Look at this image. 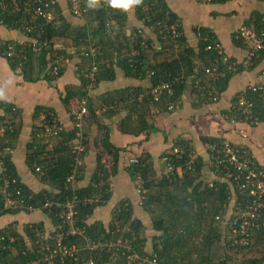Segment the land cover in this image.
Listing matches in <instances>:
<instances>
[{"label":"trees","instance_id":"obj_1","mask_svg":"<svg viewBox=\"0 0 264 264\" xmlns=\"http://www.w3.org/2000/svg\"><path fill=\"white\" fill-rule=\"evenodd\" d=\"M83 4L86 5V0H83ZM101 4L99 9L87 8L83 15L86 22L72 27L63 22L65 18L59 14V6L55 0H0V25L15 29L26 38L20 41L0 40V56L5 58L11 70L24 81L43 80L55 88L69 59L74 63L78 84L68 85L60 91V101L68 110L70 100H77L80 104L78 110H86L85 118L80 121L70 112V129L63 128L59 122L58 133L49 135L44 131L52 119L49 113L55 118L57 115L52 107L36 109L30 137L25 143L24 156L28 174L40 185L39 189H33L21 179L11 158V149L21 128V116L12 101L0 100V161L4 165V170L0 172V217L31 213L24 207L30 205L48 220L46 224L41 220L26 224L22 230H18L13 223L0 228V264H88L89 261L92 264H264V216L255 221L247 244L234 243V235L229 228L232 217L243 212L246 204H251L257 198V193L250 194L248 187H241L245 181L243 176L239 180H227L220 175L211 185L206 183L201 179L200 156H197L189 169L184 166L187 165L191 151L187 143L174 146L179 149L180 157L170 155L175 166H181L182 170H175L169 176L163 175L156 182L151 179L153 171L148 153L134 156L137 162H129L127 166L130 177L140 182L141 207L148 214L151 223L149 235L146 234L147 226L133 216L132 205L125 201L114 206L107 226L100 220L88 221L94 209L110 196L108 177L116 173L118 159L116 152L106 146L105 138L100 140L98 137L96 145L98 143L114 160L108 166L98 154L89 183L84 187L76 186V182L83 178L82 161L89 149V139L83 131V124L88 118L97 117L94 109H91L90 96L98 83L111 80L115 68L133 79L148 77L149 86L171 80L175 76L185 80L193 75L194 81L175 84L172 95L163 94L157 101L148 93L149 86L144 88L146 91L130 87L118 92V98L112 99V102L117 103L120 100L131 101L130 104L126 101L123 109L128 104L130 110L154 107L155 111L160 112L166 111L168 104L180 98L188 87L189 92L199 99L196 101H200L195 81L203 89H211L220 94L228 79L235 73L225 69L221 55L216 50L206 49L207 45L218 40L211 31L203 27L195 28V35L197 30L201 34L200 37L196 36V47L187 44L175 13L170 11L164 0H142L140 5L135 6L134 18L141 26H133L129 33L124 28L127 14L105 5L104 1ZM37 5L43 13L50 14V18L36 14L34 8ZM244 24L253 25L256 30H260L264 27V18L260 12L253 11ZM172 26L180 36L163 38L162 32L170 31ZM145 27L152 28L156 39L145 36ZM204 35L208 37L206 40L203 39ZM57 38L64 42L69 40L67 44L64 43L65 47L73 46L74 53L67 52L64 47L54 48V43L59 41ZM233 40L242 45L241 40ZM90 44L97 48L95 57L85 54ZM133 50H139V55L131 56ZM263 54L264 49L252 59L249 67H254ZM134 60L137 63L133 69ZM214 63L218 69H222L223 75L209 77L205 73V68ZM93 65L95 70L89 76ZM54 67L56 72H53ZM141 92L144 94L138 100L137 96ZM239 93L233 97L232 105H236ZM245 96L253 103L255 118L264 120V93L247 90ZM201 99L207 100L205 97ZM116 106L117 104L109 109H115ZM42 115L45 117L42 118ZM76 123L81 126L77 127ZM205 139L206 142L222 141L218 138ZM77 143L83 146L84 154L80 155V164L73 166L76 160L72 151ZM173 148L165 154H170ZM240 151L239 159L246 161L250 169L255 172L264 170L255 162L250 151L244 148ZM208 156L210 165L209 153ZM210 168L218 176L214 162ZM71 175L73 183L67 181ZM5 181L8 183L9 196L19 203L17 207L3 206L1 190ZM74 198L73 227L78 232L67 234V226L62 222L60 213L65 211L63 204ZM46 202L51 206L44 207ZM58 233L63 234L61 244L73 249L71 256L64 254L60 248L50 256V252L41 247V244L47 243L53 248ZM88 238L94 242L115 243L120 240V243L116 249L89 250L86 248Z\"/></svg>","mask_w":264,"mask_h":264},{"label":"crops","instance_id":"obj_2","mask_svg":"<svg viewBox=\"0 0 264 264\" xmlns=\"http://www.w3.org/2000/svg\"><path fill=\"white\" fill-rule=\"evenodd\" d=\"M55 1L59 6V14L65 18L63 22L69 23L72 27L80 26L86 22L83 17L76 18L70 15L65 0ZM164 3L170 11L175 13L189 46L196 47L197 37L194 29L203 27L216 36L226 55L240 60L245 55V48L233 40L238 27L246 23L253 11L260 12L264 18V0H226L224 2L164 0ZM101 5L100 3L97 9ZM105 5L107 4L105 3ZM121 11L127 14V22L124 27L126 33H129L133 26H141L134 18L133 8ZM151 29L145 27L144 34L146 37L152 36L153 39H156ZM25 39L24 34L19 31L0 25L1 41ZM58 40L54 43V48L64 47L68 50L67 52L74 53L73 46L65 47L69 40L65 42L61 39ZM67 61L66 69L57 81V88H55L43 80L24 81L22 77L17 76L11 70L5 58L0 56V100L12 101L21 116V128L15 139V145L11 149V158L21 179L33 189H39L40 185L28 174L24 156L25 143L30 137L31 125L34 121V112L38 107H52L58 122L62 124L61 126L70 129L72 125L70 112L78 110L80 106L78 104L77 108L73 109L72 103H77V100H70L67 110L60 101V91L68 85L78 84V76L73 69L74 63L69 59ZM72 61L74 62V60ZM149 84L148 77L140 80L133 79L118 68H115L114 77L111 80H103L98 83L97 88L92 92L93 95L90 96L91 109H94L97 117L96 119L88 118L89 120L87 119L83 124V131L87 133V139H89V149L82 161L84 163L83 178L76 182L77 187H84L89 183L96 167L98 154L101 155L102 161L103 155L108 157V166L112 164L114 159L112 160L110 154L108 155L100 145L98 146V143L97 145L95 143L98 137L100 140L104 137L107 141L106 146L117 154L116 173L108 177L109 191L111 192L109 198L94 209L88 221L100 220L107 226L114 206L125 201L132 205L133 216L139 218L143 225L147 226L146 234L148 235L151 233V223L148 214L141 207L142 196L138 191L140 182L137 179L133 180L127 170L130 159L134 156H139L142 153L150 155L153 171L151 179L153 178V182H156L163 176L165 168L161 157L177 144L187 143L191 150L202 158L201 179L209 184L219 176L215 175L210 168L204 142L207 140L206 137L218 138L234 144L239 149H247L255 162L264 168V120L229 122L226 119L233 97L238 92L250 85L264 87V54L254 67L238 68V71L228 79L216 102H209L201 98L197 102L196 100L199 99L189 92V87L184 89L176 110L159 112L151 107V109L136 111L132 109V111L127 106L131 101L126 100L128 104L125 109L122 106L126 101L112 102L113 98H118V92L122 90L130 87L144 89ZM144 91L146 90L144 89ZM116 104L115 109H109ZM40 220L45 224L48 222L47 218L38 211L8 214L0 217V228L13 223L18 230H22L26 224Z\"/></svg>","mask_w":264,"mask_h":264},{"label":"built area","instance_id":"obj_3","mask_svg":"<svg viewBox=\"0 0 264 264\" xmlns=\"http://www.w3.org/2000/svg\"><path fill=\"white\" fill-rule=\"evenodd\" d=\"M68 4V9L70 15L76 18H81L85 14L87 7L83 4V0H65ZM34 4V1H33ZM34 11L36 14L40 13L42 16H46L47 18H50V14H45L41 11V8L39 5H37L34 8ZM198 29V28H197ZM163 38H168L169 36H172L174 38H178L180 36V33L176 30L174 26L171 27L170 31H167L166 33L162 32ZM167 36V37H166ZM196 36L200 37V30H197ZM208 37L206 35L203 36V39L206 40ZM235 39L241 40L242 45L245 48V55L243 58L235 59L230 58L228 55H226L223 52V49L219 43L218 40L215 39L211 45H207L206 49L213 48L217 51L218 54L221 55V62L225 64V69L230 70L233 72H236L239 67L241 68H248L252 64V59L256 58L258 56V53L264 49V27L260 30H256V28L253 25H241L238 27L235 35ZM177 47V44L175 45ZM86 55L95 57L97 56V48L94 44H90L88 50L85 52ZM139 50H133L131 52V56H138ZM133 59L131 58V61ZM95 63V60L93 61ZM137 61L134 60L132 62L133 69L136 66ZM95 70V65H93L92 70L89 73V76H91L92 71ZM56 67L53 68V72H56ZM205 73L209 77H216L221 76L224 74L222 69L217 68V64L214 63L209 67L205 68ZM147 74L151 75L152 72H147ZM193 75H189L185 80L182 77L175 76L171 80L168 81H162L158 82L156 84H151L148 90V93L151 95L154 101H157L161 95H172L173 94V86L178 83H183L184 81H194ZM195 86L197 87V90L199 91L198 97H205L209 102H216L219 99V94L212 91L211 89H203V87L198 86L197 81H195ZM247 90L252 91H261L264 93V87L262 85H250L246 89H243L240 91L237 103L236 105H231L230 109L228 111V114L226 115V119L229 122H235L237 120H244L248 122H256L257 118H255L253 113V103L251 100L246 98L245 93ZM144 93H140L137 98L140 100L142 98V95ZM180 98L174 99L170 104H168L167 110H176L179 107ZM73 114L76 115L77 120H81L82 118H85L86 110L85 108H80L79 110L72 111ZM49 116L52 117L50 120L51 122L45 126V133L49 135H55L57 134L58 130L60 129L59 122L57 118L53 116L52 113H49ZM42 118L45 117V115L41 116ZM77 127H80V123H76ZM205 150L210 154V166L214 162V169L218 171V176L221 175L222 178H226L227 180H239L241 179V176H243V179L245 180L241 187H248L250 194L257 193V198L251 203L246 204L245 209L243 212H239L238 215L232 217V220L229 223V228L231 230V234L234 235V243L238 244H247L250 240V234L252 227L256 224L255 221L259 218L264 216V170L259 169L257 172H255L254 169H250V165L244 161L239 159V153L241 152L240 149L235 146L234 144L228 142V141H208L204 144ZM73 154L74 159L76 162L73 164V166H77L80 164V155L84 154V148L81 144L77 143L73 147ZM170 155L180 157V152L178 148H173L172 152L170 154H164L161 157V160L164 163V172L163 175L168 176L175 170H182L181 166H175L172 157ZM106 156V155H105ZM189 160L187 162V165L185 164L186 168H190L191 164L197 159V154L191 150L188 154ZM108 157L106 156V159H103V162L109 163V160H107ZM130 162H137L136 158H131ZM4 170L3 162L0 161V172ZM221 178V179H222ZM67 181L74 182L73 176H69L67 178ZM7 181L4 182V186L1 190V194L3 195V206L4 208H14L19 205L18 201L15 199H12L9 196V192L7 191ZM211 185V183H209ZM138 191L140 189L138 188ZM18 193V191H17ZM22 204V203H20ZM74 204H75V198L72 200H68L63 204V207L65 208L64 213H60V217L62 218V222L67 226V234H73L76 231V229L73 227L74 225ZM23 205V204H22ZM21 205V206H22ZM51 204L46 202L44 204V207H50ZM28 212H34L36 211L35 208H33L30 205L24 206ZM264 222V218H263ZM63 238L62 233H58L56 236V244L51 248L49 244L44 243L41 244V247L44 248L47 252H50V256H53L56 253V250L58 248L63 250V253L66 255L71 256L73 254V249L66 247L61 244ZM120 243V240H118L115 243H107V242H94L90 240L89 238L86 241V248L89 250H94L96 248H118ZM44 245V246H43ZM130 248V247H128ZM88 264H92L91 261L88 262Z\"/></svg>","mask_w":264,"mask_h":264},{"label":"clouds","instance_id":"obj_4","mask_svg":"<svg viewBox=\"0 0 264 264\" xmlns=\"http://www.w3.org/2000/svg\"><path fill=\"white\" fill-rule=\"evenodd\" d=\"M104 2L112 7L119 8L121 10L127 11L135 6H138L142 3V0H104ZM101 0H86V7L88 9H96L100 6Z\"/></svg>","mask_w":264,"mask_h":264},{"label":"rangeland","instance_id":"obj_5","mask_svg":"<svg viewBox=\"0 0 264 264\" xmlns=\"http://www.w3.org/2000/svg\"><path fill=\"white\" fill-rule=\"evenodd\" d=\"M77 106H78V102L77 103H75V102L72 103V108L73 109L77 108ZM75 111H77V110L75 109ZM103 158L106 159V156L104 155ZM255 253H257V252H255Z\"/></svg>","mask_w":264,"mask_h":264}]
</instances>
